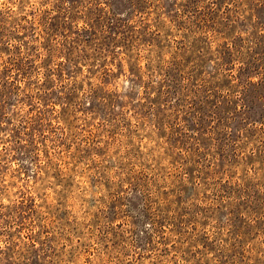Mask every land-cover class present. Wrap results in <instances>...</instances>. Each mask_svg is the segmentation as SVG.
Masks as SVG:
<instances>
[{"label":"rangeland","instance_id":"374dc122","mask_svg":"<svg viewBox=\"0 0 264 264\" xmlns=\"http://www.w3.org/2000/svg\"><path fill=\"white\" fill-rule=\"evenodd\" d=\"M0 47V264H264V0H0Z\"/></svg>","mask_w":264,"mask_h":264},{"label":"trees","instance_id":"16d2710c","mask_svg":"<svg viewBox=\"0 0 264 264\" xmlns=\"http://www.w3.org/2000/svg\"><path fill=\"white\" fill-rule=\"evenodd\" d=\"M86 22L89 23V21H86ZM89 24H90V23H89ZM21 40H22V41H21V43H20V49H21V47L24 45V44L22 43V42H24V39H21ZM7 43L10 44V45H12L11 40H8ZM10 45L8 46L9 49H10V47H11ZM3 50H4V47H0V53L4 52ZM74 60H76V59L69 58L70 63H74V62H73ZM78 63H79V65H80V67H81L83 61H78ZM13 66H15V65H13ZM11 72H14V70L11 71ZM14 75H15L14 73H10V74L7 73V74L4 75L3 77L1 76L0 78H2V81L0 82V85H2L3 87H4V85H6V86L11 85L10 83L13 82V78L15 77ZM3 100H4V99H3ZM1 104H2V101H0V105H1Z\"/></svg>","mask_w":264,"mask_h":264}]
</instances>
